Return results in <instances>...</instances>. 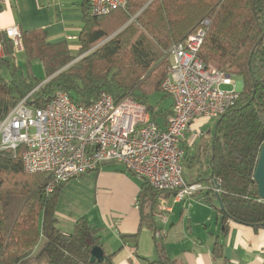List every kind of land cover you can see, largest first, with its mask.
<instances>
[{
    "label": "trees",
    "instance_id": "trees-1",
    "mask_svg": "<svg viewBox=\"0 0 264 264\" xmlns=\"http://www.w3.org/2000/svg\"><path fill=\"white\" fill-rule=\"evenodd\" d=\"M198 28L204 29L199 57L226 75L240 77L242 87L233 105L215 120L203 151L191 155L183 148V176L188 183L220 180L219 193L203 192L216 198L214 208L223 222L264 228V199L253 178L264 143V35L256 44L264 33V0H128L124 9L103 15H93L87 3L76 53L65 40L47 41L44 29L21 31L25 68L9 58L12 42L0 33V120L24 97L28 105L42 107L56 90H63L77 105L89 104L102 92L114 101L130 97L161 126L158 119H167L169 108L163 110L149 98L155 93L168 96L161 83L170 66L169 48ZM34 60L43 66L42 80L30 70ZM21 150L0 151V264H108L111 255L100 263L89 261L100 236L85 217L77 218L69 233L57 226L63 184L46 192L50 178L25 173ZM184 170H194L193 181ZM161 195L165 191L141 181L139 223L153 236ZM136 237L121 235L124 241ZM154 240L156 264H180L161 244L162 237Z\"/></svg>",
    "mask_w": 264,
    "mask_h": 264
},
{
    "label": "built area",
    "instance_id": "built-area-1",
    "mask_svg": "<svg viewBox=\"0 0 264 264\" xmlns=\"http://www.w3.org/2000/svg\"><path fill=\"white\" fill-rule=\"evenodd\" d=\"M9 0H0V7ZM93 15L124 9L128 0H86ZM206 25L207 21H203ZM13 46L12 57L22 50L21 31L5 29ZM204 29L198 28L169 48L170 66L161 88L172 99L166 126L157 125L145 106L124 97L114 101L108 93L86 105L75 104L63 90H56L42 107L19 100L0 120V151L15 153L19 147L23 171L46 174L45 191L97 169L105 162H118L141 176L152 187L173 193L182 201L196 192H220V180L188 183L183 176L182 141L191 122L198 117L217 119L237 99L231 75L209 66L199 57ZM0 55L3 47L0 43ZM44 82V81H43ZM157 198L154 236H164L162 224L170 207Z\"/></svg>",
    "mask_w": 264,
    "mask_h": 264
},
{
    "label": "crops",
    "instance_id": "crops-1",
    "mask_svg": "<svg viewBox=\"0 0 264 264\" xmlns=\"http://www.w3.org/2000/svg\"><path fill=\"white\" fill-rule=\"evenodd\" d=\"M86 5V0H9L0 7V33L13 26L20 31L44 29L47 41L65 40L70 51L76 53ZM16 55L24 57L23 49ZM15 62L20 64L19 60ZM232 85L240 90L241 78ZM151 96L159 108H169L167 119H158L164 127L172 112V99L163 93ZM207 120L195 118L185 133L182 146L191 155L203 151L213 132L214 124L205 128ZM184 174L193 181L194 170H184ZM142 180L114 161L71 179L60 188L55 210L57 226L69 233L77 218L85 217L98 230L105 257L111 255L108 264H156L153 233L139 223L136 197ZM158 197L170 207L167 220L161 225V244L180 264H264V228L231 220L223 222L214 208L215 197L203 191L176 202L171 192ZM125 234L137 237L124 241L121 235Z\"/></svg>",
    "mask_w": 264,
    "mask_h": 264
},
{
    "label": "water",
    "instance_id": "water-1",
    "mask_svg": "<svg viewBox=\"0 0 264 264\" xmlns=\"http://www.w3.org/2000/svg\"><path fill=\"white\" fill-rule=\"evenodd\" d=\"M263 35L264 33L258 39L256 44H258L261 41ZM253 178L257 185V190L260 198L264 199V143L261 145L258 153L256 166L253 173ZM105 258L106 257L104 255L103 249L101 248L100 245H94L91 247L90 259H89L90 263H94V262L100 263L103 262Z\"/></svg>",
    "mask_w": 264,
    "mask_h": 264
},
{
    "label": "rangeland",
    "instance_id": "rangeland-1",
    "mask_svg": "<svg viewBox=\"0 0 264 264\" xmlns=\"http://www.w3.org/2000/svg\"><path fill=\"white\" fill-rule=\"evenodd\" d=\"M21 55H16V57H15V59L18 61L19 60V62H20V66L22 67V68H25V65L23 64V62H24V57L23 56H21ZM12 61H13V63L15 64L16 62H15V59L12 57V56H10L9 57ZM30 70H31V72L35 75V77H36V79L37 80H42V79H44V77H45V72H44V69H43V66H42V64L40 63V61L39 60H35V61H31L30 62ZM4 74H6V72H7V69L5 68V70L2 68V70H1ZM232 79H233V82L234 81H236L237 79H240V78H238V76H235V75H233L232 76ZM233 87V85L232 84H222V88H226V89H231ZM154 100H155V97L154 96H151L150 98H149V101L150 102H154ZM215 120L216 119H214V118H210L209 120H207L208 121V123L206 124V126H205V128L207 129L208 127H211L212 128V126H213V124H214V122H215Z\"/></svg>",
    "mask_w": 264,
    "mask_h": 264
}]
</instances>
